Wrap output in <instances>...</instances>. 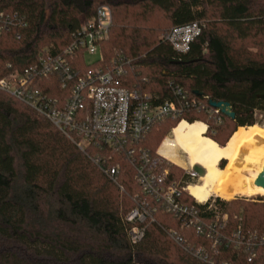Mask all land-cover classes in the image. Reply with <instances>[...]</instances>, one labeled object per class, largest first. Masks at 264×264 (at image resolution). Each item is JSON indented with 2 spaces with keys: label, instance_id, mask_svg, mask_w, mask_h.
I'll list each match as a JSON object with an SVG mask.
<instances>
[{
  "label": "trees",
  "instance_id": "trees-1",
  "mask_svg": "<svg viewBox=\"0 0 264 264\" xmlns=\"http://www.w3.org/2000/svg\"><path fill=\"white\" fill-rule=\"evenodd\" d=\"M100 5L112 11L102 62L128 61L125 86L162 101L172 98V81L201 105L228 102L235 114L215 123L202 108L192 109L154 125L141 146L154 152L181 120L205 121L206 135L220 146L238 127L261 124L256 117L264 118V0H0V11L17 10L27 20L19 38L15 31L0 36V77L28 66L46 49L66 47L79 19H92ZM195 21L204 27L186 53L160 40L165 30ZM74 64L87 67L84 56ZM96 153L104 166H118L117 183L93 162ZM182 177L188 178L182 169L169 166L170 180ZM135 196L156 205L141 193L127 155L81 151L44 116L0 91V264H207L187 254L169 230L195 245L207 247L208 241L159 208L142 239L132 243L124 216L136 207ZM184 200L194 198L185 193ZM258 200L216 199L227 215L224 233L238 225L243 234L264 233V197ZM213 261L264 264V248L253 254L220 248Z\"/></svg>",
  "mask_w": 264,
  "mask_h": 264
},
{
  "label": "built area",
  "instance_id": "built-area-1",
  "mask_svg": "<svg viewBox=\"0 0 264 264\" xmlns=\"http://www.w3.org/2000/svg\"><path fill=\"white\" fill-rule=\"evenodd\" d=\"M26 26V17L19 11H0V36L3 32L15 31L19 38V30ZM111 26L110 7L98 6L92 19H79L66 47L46 49L28 66L0 77V91L44 116L81 151L93 147L97 151L108 150L128 156L141 193L156 202L152 206L146 199L136 201L137 196L133 198L137 205L124 216L125 221L131 224L128 237L132 243L142 239L146 223L154 220L153 213L159 208L176 217L181 229L193 231L208 241L207 247L195 245L179 236L174 229L169 230L175 242L198 261L214 264L213 254L220 248L242 247L252 254L256 248H264V233L243 234L240 225L231 233H224L227 215L217 209L215 200L209 203L184 200V194H189V180L197 175L191 171L192 168L185 171L188 178L170 180L169 166L172 162L159 152L161 144L154 152L141 146L149 130L166 119L176 120L185 112L202 108L213 122L219 123L223 114L217 108L201 105L202 100L188 97L172 81L169 82L172 98L162 101L137 88L125 86L123 75L128 61L115 57L102 62L101 45ZM203 27L204 23L199 21L174 26L165 30L160 40L169 43L177 53H186ZM96 55L99 56L97 59L87 62V56ZM80 56L85 57L87 67L84 70L75 69L74 63ZM56 85L58 93H53ZM92 160L112 182L117 183L118 166H104L99 153ZM251 258L249 255L247 261Z\"/></svg>",
  "mask_w": 264,
  "mask_h": 264
},
{
  "label": "bare ground",
  "instance_id": "bare-ground-1",
  "mask_svg": "<svg viewBox=\"0 0 264 264\" xmlns=\"http://www.w3.org/2000/svg\"><path fill=\"white\" fill-rule=\"evenodd\" d=\"M159 152L182 168L199 165L204 169L199 180L187 187L199 203L213 195L226 200L234 196L264 195V188L254 185L264 165V125L240 126L220 146L206 136L204 123L182 120L163 140ZM222 160L226 163L220 167Z\"/></svg>",
  "mask_w": 264,
  "mask_h": 264
},
{
  "label": "rangeland",
  "instance_id": "rangeland-1",
  "mask_svg": "<svg viewBox=\"0 0 264 264\" xmlns=\"http://www.w3.org/2000/svg\"><path fill=\"white\" fill-rule=\"evenodd\" d=\"M158 17V19L160 20V21H162L163 22V18L161 17V16H159V15H156V18ZM162 35V34H161ZM99 56L98 55H96V56H87L86 57V60H87V62H90V61H93V60H95V59H97ZM207 120H208V123H210L211 124V119H209V118H207ZM256 120L257 121H259L261 124L260 125H264V118H262L261 116H257L256 117ZM200 122H202V123H204L206 126H208L207 125V123L204 121H200ZM206 130H207V128H206ZM170 131H171V129L166 133V135L162 138V140L160 141V143H159V145L163 142V140L167 137V136H169V134H170ZM206 136H208V135H206ZM231 136V135H230ZM208 137H210L211 138V135L210 136H208ZM230 138V137H229ZM158 145V146H159ZM161 154H162V152H160ZM96 154H92V157H94ZM183 158H185V156L183 155V154H180ZM223 161V160H222ZM171 162V161H170ZM221 163L222 162H220L219 163V166L221 167ZM226 163V161H224L223 162V164H222V167L224 166V164ZM171 166H175V167H178V168H180V169H182L183 170V172L185 173V175H187L186 174V170H188V169H190V168H182V167H180V166H178V165H176L175 163L173 164H170ZM194 170H193V173H196L197 175L194 177V179H190L189 181H191V184H194V183H196L198 180H199V178H200V176L204 173V169L202 168V167H200L199 165H195L194 167ZM192 170V169H191ZM181 179V178H180ZM179 180V179H178ZM191 196V195H190ZM192 197V196H191ZM259 197H264V195H259V194H256V195H253V196H234V197H232V198H230V199H228V200H231V199H234V198H237V199H251V201H259L258 200V198ZM216 199H221V200H223V201H227L226 199H223V198H221V197H219V196H215V195H213V196H211L209 199H208V203L209 202H211L212 200H216Z\"/></svg>",
  "mask_w": 264,
  "mask_h": 264
},
{
  "label": "water",
  "instance_id": "water-1",
  "mask_svg": "<svg viewBox=\"0 0 264 264\" xmlns=\"http://www.w3.org/2000/svg\"><path fill=\"white\" fill-rule=\"evenodd\" d=\"M195 94L199 96L201 93L198 91H195ZM209 106L213 107V108H217L224 116H226L230 119H233L235 116V114L231 110V106L228 102L210 100ZM254 185L264 188V165H262L261 171L255 177Z\"/></svg>",
  "mask_w": 264,
  "mask_h": 264
},
{
  "label": "flooded vegetation",
  "instance_id": "flooded-vegetation-1",
  "mask_svg": "<svg viewBox=\"0 0 264 264\" xmlns=\"http://www.w3.org/2000/svg\"><path fill=\"white\" fill-rule=\"evenodd\" d=\"M193 170H194V168H192V170H191V171L193 172Z\"/></svg>",
  "mask_w": 264,
  "mask_h": 264
}]
</instances>
